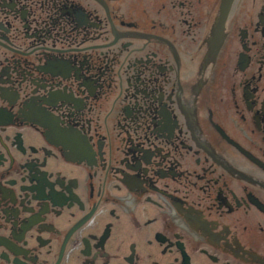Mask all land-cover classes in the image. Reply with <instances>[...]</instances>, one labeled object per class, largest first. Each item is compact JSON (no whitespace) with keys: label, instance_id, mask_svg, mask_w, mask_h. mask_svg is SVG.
Here are the masks:
<instances>
[{"label":"flooded vegetation","instance_id":"1","mask_svg":"<svg viewBox=\"0 0 264 264\" xmlns=\"http://www.w3.org/2000/svg\"><path fill=\"white\" fill-rule=\"evenodd\" d=\"M0 264H264V0H0Z\"/></svg>","mask_w":264,"mask_h":264}]
</instances>
